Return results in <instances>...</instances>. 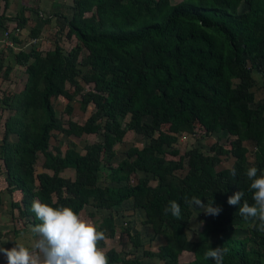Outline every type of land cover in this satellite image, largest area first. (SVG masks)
Masks as SVG:
<instances>
[{
    "label": "trees",
    "instance_id": "obj_1",
    "mask_svg": "<svg viewBox=\"0 0 264 264\" xmlns=\"http://www.w3.org/2000/svg\"><path fill=\"white\" fill-rule=\"evenodd\" d=\"M240 2L246 7L237 10ZM70 8L68 18L60 14L66 35L78 40L68 52L62 54L56 45L43 54L35 46L14 52V62L24 66L26 77L18 94L4 98L16 108V114L3 123L0 140L6 188L18 194L17 198L12 194L11 206L36 225L40 221L31 211L34 200L69 206L78 213L89 201L94 208L111 209L131 197L132 207L144 212L143 222L163 238L155 250H141L143 255L160 258L161 264H214L204 253L209 247L221 246L229 249L223 264H264V233L252 226L259 222L245 220L238 206L227 203L229 196L241 190L245 194L242 203L251 204L245 170L255 165L264 171V96L255 101L251 90L252 73L264 77V0H72ZM90 8L92 13L82 14ZM22 9L11 18L18 26L24 23ZM4 19L0 14L1 26ZM81 45L86 53L77 61ZM9 71L7 65L3 75ZM77 74L91 86L81 90ZM77 93L79 107L84 109L91 101L93 110L81 123L69 119L63 126L56 119L50 96L64 97V109L69 112L67 101ZM124 115L133 120L134 132L144 136L157 132L154 140L125 147L114 162L111 143ZM101 118V130L95 131ZM194 124L202 126L204 133L224 130L228 135L227 148L209 146L215 154L234 157L228 167L215 169L218 156L209 157L194 147L176 158L161 154L162 145L172 142L175 133L190 131ZM50 129L73 135L94 131L100 138L83 143L81 153L72 141L62 151L56 146L50 150ZM243 140L252 148L247 149ZM36 150L51 175L33 172ZM169 152L176 154L175 149ZM98 159L106 164L109 184L98 185ZM184 160L185 171L177 174ZM64 167L73 169L72 178L59 174ZM232 167L235 177L230 173ZM134 170L143 174L130 181ZM193 196L204 203L212 198V206L222 209L219 215L207 217L213 235L210 242L186 237L189 209L185 199ZM173 200L181 206L182 220L164 212ZM113 218L108 211L97 224L106 236L118 227ZM124 223L120 226L135 248L141 244L139 233L129 221ZM241 224L246 226L243 235L230 232ZM181 250L191 252V258L178 262ZM105 251L109 263L158 264L141 261L137 255H119L113 247Z\"/></svg>",
    "mask_w": 264,
    "mask_h": 264
},
{
    "label": "rangeland",
    "instance_id": "obj_2",
    "mask_svg": "<svg viewBox=\"0 0 264 264\" xmlns=\"http://www.w3.org/2000/svg\"><path fill=\"white\" fill-rule=\"evenodd\" d=\"M171 2H175L177 0H169ZM72 0H0V11L5 16V26L11 27L14 22L12 17L18 16V9L23 7L22 15L24 16V23L19 25V34H20V42L15 43L12 46L13 49H9L7 53L5 49L2 51V56H0L1 61V69H0V136L3 132V123L5 120L10 117L12 118L16 114V108L12 105H7L4 101L5 97L10 100L13 95L18 94V92L22 89L23 83L25 81L26 73L24 71V66L14 62V52L17 51L19 47L23 49H28L29 46H35L37 50L41 54H43L46 50H51L56 45L62 54L68 52L70 47L77 42L73 36L66 35V25L61 18L60 14L64 15L65 17H69L71 13V6ZM245 3L240 2L237 6V10L244 9ZM35 11H34V10ZM55 12V13H53ZM92 13V9L84 10L82 12L83 15H89ZM39 14V15H38ZM14 26V25H13ZM36 29L34 41H30L26 43L27 40L32 36V30ZM14 50V52L12 51ZM86 53L85 48L81 45L80 51L76 57L77 61L79 58ZM9 65L10 71L8 75H3L4 68ZM83 69L85 65L83 64H76ZM76 78L79 80L81 84V90L86 89L91 86L90 82H85L81 79L80 74L76 75ZM258 86L260 84L258 83ZM65 87L68 90H71V85L67 81H65ZM79 94H74L73 97L68 100L67 102L71 104V110L66 112L64 109L66 99L62 96H57L52 94L50 96V102L55 110L56 119L62 123L64 126L66 121L71 119L76 122L81 123L85 117L89 114V112L93 110V103L89 101L84 109L79 107ZM11 101H9L10 103ZM104 118L98 120V125L96 126L95 131L101 130V125L103 124ZM133 120L129 115H124L120 117V126L118 127V131L116 134L113 135L116 140L111 143L113 150H114V162L119 160L123 154V150L125 147L129 145L140 146L149 140L155 138L156 130L152 132L150 136H144L140 133L134 132L131 129ZM161 129H165V124H161L159 127ZM104 137V136H103ZM12 138V134H11ZM97 138H100L98 132H87V133H80L79 135L73 134H64L62 131L57 129H50L49 135L47 138V148L52 150L54 146H56L60 151L66 146L68 141H72L75 144V147L82 151V144L85 142H93L97 141ZM102 138V137H101ZM105 139V138H104ZM1 140V137H0ZM103 140V139H102ZM101 140V141H102ZM108 140V139H107ZM152 140V141H153ZM217 140V141H215ZM227 140L228 135L225 134L224 130H215L210 132H205L202 129V126L199 124H194L191 127L190 131H181L179 133H175V138L172 142L168 145H162L163 151L161 154L164 155L166 158H176L177 154H180L184 149L189 147H194L200 152H203L209 157L218 156V161L215 164V169L221 167H228L231 162L233 161L234 157L231 154H223V153H216L213 149H209V146L213 144V147L216 144H220L224 148H227ZM216 142L215 144L213 142ZM249 142L247 145H250ZM170 149H175L176 154H172L169 152ZM11 151V150H8ZM103 154V153H102ZM101 156V154H100ZM34 162H33V172L36 173L38 171H45L49 174L52 172L51 169L42 166V154L39 150H36L34 155ZM111 162V164H114ZM100 166L99 172V180L98 185H103L104 183H109L110 180L108 179V170L104 160L98 159L97 162ZM186 168L185 160L183 161V167L181 169L175 170L177 174H183ZM59 174L61 176H70L72 171L70 169H60ZM5 174V167L3 161L0 159V179L3 181ZM143 172L140 170H134L130 173V181H134L136 177L142 175ZM51 175V174H50ZM154 183V180L150 181ZM6 193L4 194V198H6ZM54 197V196H53ZM8 199L11 201V194H9ZM185 206L189 209V216L188 221L186 223V227L184 228L186 237L189 239H205L207 242L212 241L213 235L208 231V214L203 212V209H198V206L193 205V208L190 207L188 204ZM6 208V207H5ZM12 208V207H11ZM131 208V207H130ZM8 210V208H6ZM12 210V209H11ZM15 213L11 215V227L3 232L0 230V240L4 241L7 240V244L10 247L14 246V243H24L25 245H29L33 239L31 228L34 226L32 223H29L26 219H20L19 213L17 209H15ZM137 209H128L125 203V209L123 213H116L115 212V222L117 224L116 230L110 236H106L105 241L100 242V247L106 250L108 247H113L117 251L119 255L131 256L134 255L139 257L141 261L149 262L154 261L158 264H161L162 259L157 258L155 256H148L143 255L141 250H155L156 245L162 242L163 238L159 234H154L149 225L143 222L144 219V212L141 208L138 207ZM108 210L106 209H97L92 206V203L89 201L84 204L82 209H80L79 214L88 220H91L96 225L100 221L101 217L106 215ZM92 214V215H91ZM93 216V217H91ZM130 222V226L132 230H136L139 233V237L141 239V244L137 245L132 250V246H130V241L128 236L125 234L121 226L126 225L124 222ZM121 225V226H120ZM20 231L17 235V231ZM246 226L241 224L235 226L230 232L241 236L245 233ZM149 236H151L149 238ZM12 241V245L10 242ZM9 247V248H10ZM178 262H184L191 258V252L186 250H181L176 256ZM111 264V263H109ZM115 264V263H114Z\"/></svg>",
    "mask_w": 264,
    "mask_h": 264
},
{
    "label": "clouds",
    "instance_id": "obj_3",
    "mask_svg": "<svg viewBox=\"0 0 264 264\" xmlns=\"http://www.w3.org/2000/svg\"><path fill=\"white\" fill-rule=\"evenodd\" d=\"M230 173L235 177L236 169L232 167ZM244 174L250 181L253 202L250 204L244 200L242 203L245 194L240 190L229 196L227 203L238 206V212L245 220L258 221L252 226L264 233V171L253 165ZM185 203L192 208L193 205L198 206L208 215H219L222 211L220 207L212 206V198L210 202L204 203L199 197L193 196L191 199L186 198ZM31 211L40 221L31 228V243H14L11 248L0 247L7 264H109L106 251L100 247V242L106 240L105 232L99 230L94 222L83 218L69 206L56 207L39 200L32 202ZM164 212L182 220L181 206L174 200L169 201ZM7 242L4 240L0 243ZM228 253L227 247H209L204 258L214 261V264H223Z\"/></svg>",
    "mask_w": 264,
    "mask_h": 264
},
{
    "label": "crops",
    "instance_id": "obj_4",
    "mask_svg": "<svg viewBox=\"0 0 264 264\" xmlns=\"http://www.w3.org/2000/svg\"><path fill=\"white\" fill-rule=\"evenodd\" d=\"M0 14H2V12L0 11ZM7 21V20H6ZM5 19H4V22H3V25L1 26L0 25V56H2V51L7 49L5 51V53H7V51H9V49H13L12 46H5L3 45L2 41H1V37H2V31L5 29V28H11L13 25L16 27V34L15 35H12L13 37L15 36L16 40H13L14 42V45L15 43H18L20 42L19 38L21 37L20 34H19V26L16 25L15 23L12 24L11 27L9 26H5V23H6ZM15 22V21H14ZM23 49V48H22ZM18 50V49H17ZM14 52V50H12ZM252 76L254 78V84L251 86V90L253 91V99L256 101L258 99H260L261 97L264 96V77L260 76L258 73L256 72H253L252 73ZM257 81H259L258 83L260 84V86H258L257 84ZM1 137V136H0ZM8 138L11 140V133L8 134ZM13 138V137H12ZM263 140H264V135H263ZM242 143L247 147V149H251L252 147L250 145H247L249 142L248 141H245L243 140ZM74 148L78 151V152H82V151H79L76 147H75V144H74ZM252 159V155H249L248 157V160H251ZM62 169H70L72 171L71 175L70 176H66L68 178H72L73 177V169L70 168V167H64ZM100 172V171H99ZM60 173V172H59ZM5 175V174H4ZM64 177V176H63ZM99 180V178H98ZM111 183V182H109ZM109 183H104V184H109ZM7 182L5 180V176H4V179L3 181L0 179V195H1V201H0V230L3 234V232L7 231L10 227H11V222L9 221L11 219V215H13L15 213V209H17L15 206H11V201L8 199L9 197V192L7 191ZM14 192V191H13ZM13 192L11 193V198H14V197H18V194L15 192V194H13ZM6 193L7 197L4 198V194ZM13 194V196H12ZM125 203H126V206L128 207V209H137L138 210V207H132V202H131V197H129L128 199L124 200L123 202H121V204L117 205L116 207L114 208H111V209H108V208H102V209H106L108 211H110L113 216H114V222H115V212L118 214V213H123L124 211H122L123 209H125ZM8 208V210H6V208ZM12 207V208H11ZM131 207V208H130ZM12 209V210H11ZM82 209V208H81ZM80 211V210H79ZM79 214V212H78ZM144 217V216H143ZM20 219H25L24 217H19ZM116 223V222H115ZM19 230L17 231V235L19 234ZM0 242H2V240H0ZM0 247H3V248H9L10 246L7 244V243H0ZM11 248V247H10ZM132 250H133V247H132ZM0 264H7V260H6V257L4 256L3 253H0ZM111 264H114V263H111Z\"/></svg>",
    "mask_w": 264,
    "mask_h": 264
},
{
    "label": "built area",
    "instance_id": "obj_5",
    "mask_svg": "<svg viewBox=\"0 0 264 264\" xmlns=\"http://www.w3.org/2000/svg\"><path fill=\"white\" fill-rule=\"evenodd\" d=\"M17 32H16V27L15 26H12L11 28H5L3 31H2V37H1V41L3 43V45L5 46H14V42L12 40V35H15ZM34 36H31L29 38V40L26 41V43H29L30 41H34ZM19 48H22V47H19ZM18 48V49H19Z\"/></svg>",
    "mask_w": 264,
    "mask_h": 264
}]
</instances>
